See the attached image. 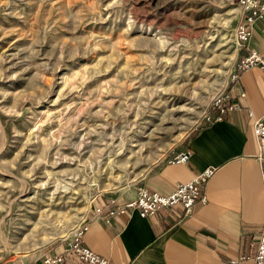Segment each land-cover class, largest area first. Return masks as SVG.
I'll list each match as a JSON object with an SVG mask.
<instances>
[{"label":"rangeland","instance_id":"rangeland-1","mask_svg":"<svg viewBox=\"0 0 264 264\" xmlns=\"http://www.w3.org/2000/svg\"><path fill=\"white\" fill-rule=\"evenodd\" d=\"M239 0H0V264L40 263L184 146L237 72Z\"/></svg>","mask_w":264,"mask_h":264},{"label":"crops","instance_id":"crops-1","mask_svg":"<svg viewBox=\"0 0 264 264\" xmlns=\"http://www.w3.org/2000/svg\"><path fill=\"white\" fill-rule=\"evenodd\" d=\"M254 24L248 42L238 45V61L251 49L264 52V16ZM228 90L240 107L227 109L220 119H207L186 138L183 147L192 150L188 162L165 161L142 182L150 190L166 193L212 166L216 171L205 184L208 201L196 203L191 215L184 214L182 204H175L148 216L138 210L131 215L118 213L107 222L94 215L102 199L87 222L82 236L85 246L115 264H254L264 223V185L253 125L256 117L264 115L262 69L237 68ZM136 194L133 190L116 199ZM66 244L53 245L49 254L64 251ZM242 255L252 257L242 259ZM65 261L90 264L72 253L66 254Z\"/></svg>","mask_w":264,"mask_h":264},{"label":"built area","instance_id":"built-area-1","mask_svg":"<svg viewBox=\"0 0 264 264\" xmlns=\"http://www.w3.org/2000/svg\"><path fill=\"white\" fill-rule=\"evenodd\" d=\"M241 7V15L236 27V39L238 45L242 46L248 42L253 32L254 23L264 16V0H239ZM258 66L264 73V52L260 53L256 49H251L249 54L241 58L237 63V68L246 70L249 67ZM237 72L233 75L235 78ZM215 102V109L208 115V119H220L227 109H236L240 104L229 90H225L218 96ZM251 114L254 115V111ZM255 134L259 143L258 158L262 168V183L264 185V115L255 118L253 123ZM192 150L183 147L167 161L171 163L188 162L191 159ZM215 168L209 166L203 171L197 173L192 179L177 183L174 188L166 193L157 190H150L142 183L137 186V194L134 198L118 201L111 197L103 200L95 208V216L104 218L109 222L115 214L131 215L135 210L143 216L154 214L159 208L175 204H182L184 214L191 215L194 211L196 203L202 201L207 202L205 195V184L209 178L215 173ZM259 237V244L253 255L254 264H264V223ZM87 224H81L71 236H67L64 240L67 243L66 249L62 252L54 254H44L39 264H63L66 261V254H75L80 260L89 262L90 264H115L107 257L93 251L90 247L85 246L82 242ZM252 256L242 255V259L251 258ZM233 262H238L233 259ZM133 264V263H126Z\"/></svg>","mask_w":264,"mask_h":264}]
</instances>
